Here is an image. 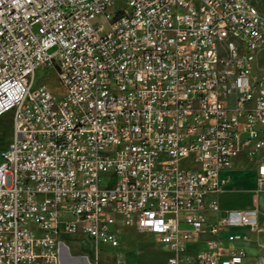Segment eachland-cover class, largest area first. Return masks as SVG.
Returning <instances> with one entry per match:
<instances>
[{
    "label": "built area",
    "instance_id": "obj_1",
    "mask_svg": "<svg viewBox=\"0 0 264 264\" xmlns=\"http://www.w3.org/2000/svg\"><path fill=\"white\" fill-rule=\"evenodd\" d=\"M227 35L244 51L222 57ZM255 43L250 0H0V264H96L72 236L99 252L126 228L165 248L153 264H264L259 210L220 209L222 173L264 150ZM39 68L61 96L35 85Z\"/></svg>",
    "mask_w": 264,
    "mask_h": 264
},
{
    "label": "rangeland",
    "instance_id": "obj_2",
    "mask_svg": "<svg viewBox=\"0 0 264 264\" xmlns=\"http://www.w3.org/2000/svg\"><path fill=\"white\" fill-rule=\"evenodd\" d=\"M57 51V47H51L48 50L49 54H53ZM253 75L258 78L259 82L264 81V53L258 57V61L255 65ZM46 84L50 90L57 96H61L65 92L63 84L59 81L55 71L53 69L39 68L36 71L35 85ZM11 122L12 113H6L0 118V152L6 149L11 138ZM264 158V150H260L256 153L254 158L246 160L241 159L237 165L233 166V171L230 173L231 181L228 184L230 190L234 193L229 198L230 202L239 203L247 200L249 193L254 188V171L258 168V164ZM4 161L3 157H0V163ZM185 163L183 162L182 165ZM257 192V191H256ZM255 199L258 195L254 196ZM260 204L264 212V194H261ZM260 231H264V215L260 218ZM132 228H126L121 234L122 245L118 249H114L105 245H101V250L96 252L94 246L87 240L83 239L84 235L76 234L72 236L70 241L71 249L77 253H87L90 260L96 264H115L117 253L122 252L130 261L134 264H153L159 263L164 259L165 248L161 244H157L153 239V235L139 234ZM242 242H235L233 246L239 248L244 246ZM203 243H198L194 250L200 249ZM82 247V248H81ZM249 260H245L248 263Z\"/></svg>",
    "mask_w": 264,
    "mask_h": 264
},
{
    "label": "bare ground",
    "instance_id": "obj_3",
    "mask_svg": "<svg viewBox=\"0 0 264 264\" xmlns=\"http://www.w3.org/2000/svg\"><path fill=\"white\" fill-rule=\"evenodd\" d=\"M250 1L252 5L256 6V14L258 15V19L260 21H264V0H250ZM231 46L234 52L244 51L243 39L240 38L239 35H227V38H222V46H220V53L222 54V57H229V53H231ZM261 50H262V43L253 44L252 59L248 61V68L250 70V73L252 74L255 65L258 61V57L262 54ZM214 67L224 68L225 58H218L214 60ZM258 87H264V81L260 83L258 80ZM263 254H264V247H263Z\"/></svg>",
    "mask_w": 264,
    "mask_h": 264
},
{
    "label": "crops",
    "instance_id": "obj_4",
    "mask_svg": "<svg viewBox=\"0 0 264 264\" xmlns=\"http://www.w3.org/2000/svg\"><path fill=\"white\" fill-rule=\"evenodd\" d=\"M241 159H246V160H249L246 156H243V157H241L237 162H236V164L235 165H237L239 162H240V160ZM261 163V162H260ZM259 163V164H260ZM258 164V165H259ZM233 167L231 168V169H229V170H227V171H224L223 173H222V175L223 176H225V177H228L229 178V182H228V184L230 183V181H231V176H230V173L233 171ZM257 170H258V168L254 171V188H255V190H252L250 193H249V195H248V198H247V200H244V201H242V202H239V203H233V202H230V200H229V198L232 196V194L234 193L232 190H230L229 189V187H228V184L226 185V188H225V190L221 193V195H220V209H221V211L222 212H224V211H227V210H231V209H242V208H257L258 210H259V212H260V218H262V216L264 215V212H263V210H262V205L260 204V198H261V194H264V191H261V192H259V193H257L256 192V189H257V186H256V176H257ZM256 195H258V198H256L255 199V197L254 196H256ZM132 232H134V231H132ZM198 243H203V246H204V242H201V241H193V242H191V243H189V248L191 249V250H194V249H192V248H194ZM121 245H122V241H121V244H120V247H121ZM202 246V247H203ZM124 254V253H123ZM164 259L163 260H161L160 262H163L165 259H166V257L168 256V253L165 251L164 252ZM125 256V255H124ZM125 258H126V260L129 262V263H135V262H132V261H130V258H127L126 256H125Z\"/></svg>",
    "mask_w": 264,
    "mask_h": 264
},
{
    "label": "water",
    "instance_id": "obj_5",
    "mask_svg": "<svg viewBox=\"0 0 264 264\" xmlns=\"http://www.w3.org/2000/svg\"><path fill=\"white\" fill-rule=\"evenodd\" d=\"M65 254H68V251L67 250L65 251Z\"/></svg>",
    "mask_w": 264,
    "mask_h": 264
}]
</instances>
